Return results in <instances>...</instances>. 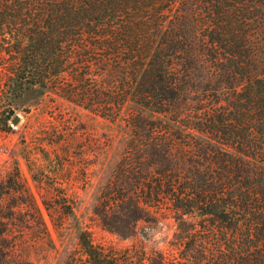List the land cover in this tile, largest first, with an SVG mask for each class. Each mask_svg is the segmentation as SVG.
<instances>
[{"label": "trees", "instance_id": "obj_1", "mask_svg": "<svg viewBox=\"0 0 264 264\" xmlns=\"http://www.w3.org/2000/svg\"><path fill=\"white\" fill-rule=\"evenodd\" d=\"M33 86L122 116L92 207L101 229L174 226L165 252L81 228L62 264H264V0H0L1 92ZM56 182L41 199L52 222L50 198L64 216L75 201ZM14 235L0 222V264H27Z\"/></svg>", "mask_w": 264, "mask_h": 264}, {"label": "rangeland", "instance_id": "obj_2", "mask_svg": "<svg viewBox=\"0 0 264 264\" xmlns=\"http://www.w3.org/2000/svg\"><path fill=\"white\" fill-rule=\"evenodd\" d=\"M127 133L122 116L109 121L38 86L7 97L0 89V222L13 229L19 259L62 264L85 227L95 242L105 245L135 242L145 250L166 251L174 228L169 218L140 222L135 239L120 240L101 229L92 215ZM65 151L68 160L60 157ZM60 178L68 181L65 190L74 197V208L64 216L50 198L52 222L41 199L56 192ZM15 188L29 196L16 194Z\"/></svg>", "mask_w": 264, "mask_h": 264}]
</instances>
